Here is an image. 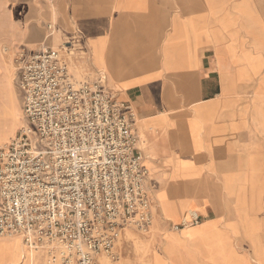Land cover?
I'll return each mask as SVG.
<instances>
[{"label":"crops","instance_id":"1","mask_svg":"<svg viewBox=\"0 0 264 264\" xmlns=\"http://www.w3.org/2000/svg\"><path fill=\"white\" fill-rule=\"evenodd\" d=\"M59 4L69 9L63 20L82 36V46L85 44L90 53L88 64L100 72L119 23L130 26L132 17L136 18L138 66L150 69L147 74L139 73L137 81L131 82L129 77L121 80L119 98L136 106L142 116V128L149 136L154 126H168L170 131L168 153L164 154L163 148L156 144L159 169L149 174L156 199V218L159 210L161 224L166 225L161 241H156L163 264H214L204 253L213 249L211 254L219 257L220 244L209 236L218 226L222 228L221 238L231 247L228 255L234 258V254L239 257L250 254L243 251L250 250V244L236 216L234 199L226 195L222 185L227 175L247 170L250 159L255 160L257 169L264 170V127L255 124L252 118L264 101V53H256L246 35L245 40H240L236 34L244 33L251 23L248 15H254L264 27V0H64ZM206 22L214 31L225 33V41L206 43L203 29ZM244 67L254 73L252 76L248 72L252 76L249 82L241 81L237 71ZM222 70L231 73L234 92L228 98ZM108 77L110 85L116 86ZM234 116L246 120L247 128L238 130L231 138L228 118ZM177 124L183 125L185 137L176 131ZM252 130L257 135L250 134ZM137 135L141 151L139 130ZM187 162L195 165L190 167ZM185 177L199 179L196 190L191 192L207 189L222 192L218 211L221 217H217L214 204L203 196L193 201L184 196L188 190L179 180ZM166 181L168 187L163 189ZM164 195L169 198H161ZM160 204H169L170 212L166 213ZM261 205L255 201L240 209L252 222L261 225L256 233L259 238L264 237V211L258 207ZM189 213L200 217V224L179 229L191 216ZM202 225L209 230L206 232ZM197 229L200 233L191 235ZM19 252L26 264L42 263L43 259L36 254L34 262H30L28 253ZM0 264L13 263L0 259ZM150 264H158L157 258Z\"/></svg>","mask_w":264,"mask_h":264},{"label":"built area","instance_id":"2","mask_svg":"<svg viewBox=\"0 0 264 264\" xmlns=\"http://www.w3.org/2000/svg\"><path fill=\"white\" fill-rule=\"evenodd\" d=\"M18 69L26 123L0 148V238L46 264L117 261L127 233L156 220L134 107L105 76L77 77L66 50L42 47Z\"/></svg>","mask_w":264,"mask_h":264},{"label":"rangeland","instance_id":"3","mask_svg":"<svg viewBox=\"0 0 264 264\" xmlns=\"http://www.w3.org/2000/svg\"><path fill=\"white\" fill-rule=\"evenodd\" d=\"M62 1L64 0H0V148L7 145L9 140L17 135L26 123L23 117L24 102L17 85V74L21 60L34 55L36 51H39L45 46L44 44H46L45 47L51 46L55 49L66 50L71 59L72 68L76 76L81 77V80H93L103 75L107 83L111 84L106 71H97L88 64L90 53L85 44L82 46V36L77 34L76 31L63 20L65 15L68 16L67 13L69 9H63V6H60L59 3ZM75 1L76 0H73V2ZM87 1L93 2L95 0ZM64 11L66 14L63 13ZM132 18L130 26L119 23V27L116 29V37L107 49L114 51L123 59V62L126 63L125 66L129 67V71H126L129 76L137 72L147 74L150 69H139L136 18L135 16ZM247 18L251 23L247 25L244 30L245 32H237L236 34L239 36L240 40H245L246 35L252 41L248 40V45L252 43V47H254L256 53H264V27L260 26L262 24L254 18V15H248ZM203 29L206 43L210 41L213 45L214 43L223 42L226 39L225 33L214 31L208 26L207 22L204 23ZM241 33L244 35H241ZM47 34L53 35V37L48 38ZM201 34L202 33L199 35ZM240 50L244 51L243 47H241ZM129 59H131L130 64L127 61ZM80 71H82V73H80ZM237 71H239L240 79L243 82L251 81L252 76H254L253 71H251L249 67L240 68ZM248 72H251L252 76H250ZM222 77L224 79V93L228 98V94L234 92L232 90L231 73L222 70ZM112 82L114 85L118 84L117 86L112 85L114 87L113 89L118 92V94L120 92L122 93V83L119 81ZM246 95L248 97L251 96L249 94ZM132 106L137 114L136 127L138 130V125L142 123V120H140L142 116L138 114L136 106ZM252 118L255 124L264 127V101L258 105ZM228 119H230V121H228V128L231 138L235 137L238 130L247 128L245 123L246 120L244 119L237 118L236 116L229 117ZM182 126L183 125L177 124L176 131L179 135L185 137L187 133L182 129ZM192 127L194 128L193 125ZM164 128L168 129V126H164ZM194 130L196 132V128H194ZM250 134L257 135L256 130H252ZM139 135L141 140L142 134L140 130ZM167 135L166 145L164 147L162 146L164 154L168 153V142L170 141L169 129ZM140 149L142 151V156H144L143 160L149 174H154L159 169L157 164V159H159V157H154L149 150L143 149L142 146H140ZM187 164L190 167H192V164L195 165V163L190 162H187ZM256 166L255 160L250 159L247 170L227 175L222 185L226 195L234 199L236 216L239 223L243 226L245 238L250 244L251 251L247 248H244L243 251H248L250 254L247 253L246 257H239L233 253L234 258L228 255V251L231 247L221 238L222 228L218 226L209 236L218 240L220 244L219 257L211 254L213 253V249H210L209 253H204L206 259L214 264H264V237L259 238L256 234L258 230L261 229V225L252 222L247 214H243L245 211H243V213L240 212V209H245V205H249L250 202L255 201L262 203V205L258 207L259 209L262 208L264 211V170H259ZM203 168L204 164L202 165V169ZM179 182L183 183L182 185L188 190L185 192L184 196L189 197L191 201L198 196H203L207 202L214 204L213 207L216 209L217 217H221V215H218V211H221L219 206L222 203V192L207 188V190L201 193L191 192L195 191V186L199 184V179L197 178L185 177L184 179H180ZM193 186L194 188H192ZM167 187L168 181L165 182L162 188L165 189ZM161 198L167 199L169 196L164 195ZM169 204H160L166 213L170 212ZM233 212L234 208L231 214ZM191 214L195 215V213ZM192 215L190 217L188 216L189 218L183 221V224L187 225L189 228H192L191 225H188V222L192 219ZM161 221L158 210V216L154 222L151 234L143 236L132 232L127 233L122 240L119 259L117 261H110L107 259L104 261V264H150L148 261L151 262V260L155 258H157L158 264H163V258H161V255L158 253V247H156V241H161V236L166 232V225L161 224ZM204 226L205 225H202V229L205 228ZM167 227L169 228L170 226L167 225ZM204 230H209V228ZM200 231V229L193 230L191 235H198ZM20 245L18 240L0 239V246L2 247L0 249V259L12 262L13 264H26V260L21 259V254L19 252L21 251ZM6 252H10V255L6 254ZM251 256L255 258V261L251 259ZM25 259H28L27 256ZM29 260L30 262L32 261L30 258ZM39 264L46 263L42 260V263L40 262Z\"/></svg>","mask_w":264,"mask_h":264},{"label":"bare ground","instance_id":"4","mask_svg":"<svg viewBox=\"0 0 264 264\" xmlns=\"http://www.w3.org/2000/svg\"><path fill=\"white\" fill-rule=\"evenodd\" d=\"M107 51H108L107 57L104 60L103 70L106 71V74L111 77L112 81L121 82V80H123L127 77H129L131 79V82L139 80V72L133 73V75H131V76L127 75V72L129 71V67L125 66L126 63L123 62V59L120 58L114 51H111V50H107ZM79 64H80V62H79ZM129 64H130V62H129ZM80 73H82V71H80ZM138 130H140V133L142 134V137L140 140V146H142L143 149L149 150L154 155V157L158 158L159 148L156 146V144L159 143L160 147H162V146L164 147L166 145L167 138H168V135H167L168 129L164 128V125H162L160 127L154 126V127H152L151 135L149 136V134L144 130V128H142V123H141L140 125H138ZM143 133H144V135H143ZM154 142H156V143H154ZM143 162H144V160H143ZM144 165H145V162H144ZM145 167H146V165H145ZM13 239L18 240L19 243L21 244L20 249H21L22 254L26 255L28 253L29 258L32 259V261H33L35 258V253L32 252L31 250H28V247L23 244V242L20 238H13ZM251 259L253 261H255V258L253 256H251ZM148 262L150 263V261H148Z\"/></svg>","mask_w":264,"mask_h":264}]
</instances>
